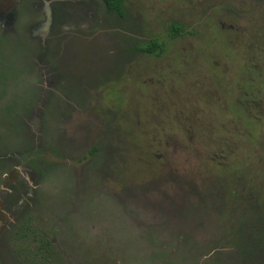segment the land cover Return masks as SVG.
I'll use <instances>...</instances> for the list:
<instances>
[{
  "label": "rangeland",
  "instance_id": "374dc122",
  "mask_svg": "<svg viewBox=\"0 0 264 264\" xmlns=\"http://www.w3.org/2000/svg\"><path fill=\"white\" fill-rule=\"evenodd\" d=\"M43 1L0 0V264H264V0Z\"/></svg>",
  "mask_w": 264,
  "mask_h": 264
},
{
  "label": "trees",
  "instance_id": "16d2710c",
  "mask_svg": "<svg viewBox=\"0 0 264 264\" xmlns=\"http://www.w3.org/2000/svg\"><path fill=\"white\" fill-rule=\"evenodd\" d=\"M107 9L111 12L117 13L119 16H124V11H123V4L124 0H102ZM169 36L174 39L178 36L181 35V33L184 31V27L176 24H171L169 26ZM165 49V42H161L159 40L153 39L150 40L149 42H146L138 47V51L147 55H153V56H160ZM250 66H246V71L243 73V77L240 79L242 82L239 80L237 86V90L240 89L243 97V101L240 103H243L244 105L242 108L246 110V107L248 104H251L253 108H257L258 104L256 101L259 99V93L260 90L258 89V85L254 83V79L250 73ZM243 83V84H242ZM256 103V104H255ZM47 245V243H46ZM264 251V246L262 248Z\"/></svg>",
  "mask_w": 264,
  "mask_h": 264
},
{
  "label": "flooded vegetation",
  "instance_id": "af4514ba",
  "mask_svg": "<svg viewBox=\"0 0 264 264\" xmlns=\"http://www.w3.org/2000/svg\"><path fill=\"white\" fill-rule=\"evenodd\" d=\"M7 0H5V2H6ZM18 1H20V0H17V2ZM37 2H36V4H42L43 3V6H45V5H47L43 0H36ZM67 1H72L73 2V0H54V3L55 4H57V3H60V4H64L65 2H67ZM99 1V2H98ZM97 3H100V4H102L103 5V7H104V9H105V11L109 14V12H111V11H109L108 9H107V7L105 6V4L103 3V1L102 0H97ZM5 4V3H4ZM49 4H51V3H49ZM66 4V3H65ZM16 6H17V3H13L8 9H7V12H4V13H6L5 14V17H3L4 19H5V22L7 23V22H9L8 24L9 25H6L7 26V30H11V28H12V25H13V23H14V21H15V19H16V12H15V9H16ZM111 13H114V14H116L119 18H123L124 16H119L117 13H115V12H111ZM125 15V14H124ZM10 18V19H9ZM39 25V27H42L43 26V23H39L38 24ZM51 26V25H50ZM54 27V25H52V28ZM41 30L42 31H44L43 30V28H41ZM82 31H86V30H82ZM149 42V41H148ZM135 51H136V53H141V52H139L138 51V47L137 48H135V49H133V53H135ZM144 54V53H143ZM97 150H96V148H92L89 152H88V154H93V153H95ZM46 243H47V245H46ZM44 246L45 247H49V243L48 242H45L44 243Z\"/></svg>",
  "mask_w": 264,
  "mask_h": 264
}]
</instances>
